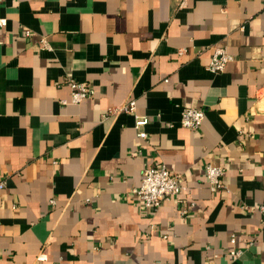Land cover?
<instances>
[{"label": "crops", "instance_id": "0c3cea01", "mask_svg": "<svg viewBox=\"0 0 264 264\" xmlns=\"http://www.w3.org/2000/svg\"><path fill=\"white\" fill-rule=\"evenodd\" d=\"M184 1L0 0V264H264V0ZM160 164L187 189L152 213Z\"/></svg>", "mask_w": 264, "mask_h": 264}, {"label": "built area", "instance_id": "2783aa9c", "mask_svg": "<svg viewBox=\"0 0 264 264\" xmlns=\"http://www.w3.org/2000/svg\"><path fill=\"white\" fill-rule=\"evenodd\" d=\"M185 1L183 0V5ZM8 24L7 18H0V28L5 27ZM44 45L47 46V42L44 40ZM232 60L228 49L226 47H215L212 49V58L208 65V70L212 73L223 72L227 64ZM72 97L71 101L74 103H81L84 100L93 96V88L86 81L71 82ZM67 103V101H62ZM137 105L135 100H130L120 108L111 110L109 115H113L119 112L136 113ZM206 118L204 109H195L184 107L182 110L180 123L182 126L191 130H199ZM148 117L145 115H136L135 127L139 131L138 136L142 139L148 137V133L143 128L148 124ZM206 175L213 191H218L224 187L223 176L224 167L207 165ZM4 183L0 182V187H3ZM187 187L183 184V179L180 175L172 172L165 164L157 166H150L146 168L143 173L141 183L138 187L133 189L134 194L139 200V206L143 209L150 210L152 213H156L162 206L165 200L174 198L185 192ZM54 202V201H53ZM264 211V206L261 207ZM188 211L184 210L182 213L186 214ZM235 241V239H233ZM240 251H231V255L240 256ZM46 255L40 254L38 256L39 261H44Z\"/></svg>", "mask_w": 264, "mask_h": 264}]
</instances>
